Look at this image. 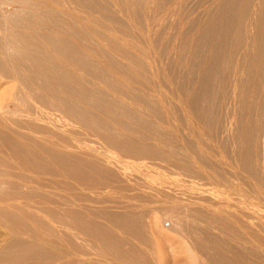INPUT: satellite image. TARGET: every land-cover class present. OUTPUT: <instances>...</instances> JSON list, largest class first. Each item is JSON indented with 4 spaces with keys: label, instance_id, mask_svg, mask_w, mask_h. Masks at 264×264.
<instances>
[{
    "label": "bare ground",
    "instance_id": "6f19581e",
    "mask_svg": "<svg viewBox=\"0 0 264 264\" xmlns=\"http://www.w3.org/2000/svg\"><path fill=\"white\" fill-rule=\"evenodd\" d=\"M187 1L190 0H0V83H12L8 90L0 92V264H81L76 242L79 233L98 242L101 255L115 264H153L147 253L146 260L141 256L145 261L141 263L140 257L135 259L136 251H110L118 241L108 232L115 226L123 232L130 227L133 236L146 243L139 232L142 224L138 219L120 216L117 221L108 212L99 211L94 214L106 224L95 217L91 219V215L87 217L90 213L85 217L78 211L79 204L74 199L77 191L73 190L107 189L115 177L109 166H104L103 162H110L101 152L88 151L82 145H127L128 154L153 155L161 161L169 157L161 153L155 156L156 150L138 145H201V130L208 115L215 113L217 94L221 100L226 97V86L232 77L244 107L251 106L249 94H254L261 105L264 0H199L198 5L189 8ZM170 18L175 25L168 23ZM137 39L142 40L143 48L136 47ZM165 39L169 43L164 47ZM151 53L157 54L156 59L162 53L174 56L160 71L154 66L157 60L149 63ZM160 57L159 62L164 58ZM100 66L103 70L98 69ZM137 90L149 92L146 95L154 99L141 97ZM168 91L173 95L164 94ZM166 97L176 103L172 101V106H167ZM174 104L182 116L179 108L178 112L173 109L175 116H170ZM196 122L201 126L194 127ZM182 124L188 126L184 127L187 132ZM237 124L245 132L250 126L245 120ZM126 127L128 130L122 132L125 135L129 131L130 135L123 138L119 129ZM196 133L200 140L194 139ZM224 218L220 220L223 224L228 222ZM202 240L197 236L194 249L207 255L211 248ZM261 244L264 241L259 240ZM263 247L253 258L244 255L245 260L242 254L244 261L238 257L240 261L233 258L235 261L226 260L224 264H264Z\"/></svg>",
    "mask_w": 264,
    "mask_h": 264
},
{
    "label": "rangeland",
    "instance_id": "374dc122",
    "mask_svg": "<svg viewBox=\"0 0 264 264\" xmlns=\"http://www.w3.org/2000/svg\"><path fill=\"white\" fill-rule=\"evenodd\" d=\"M198 3H199V0L187 1V5L190 4L188 5V8L198 5ZM7 11L12 12V9L11 10L8 9ZM168 23L175 25V22L173 21L172 18H170V20L168 19ZM171 34L173 33L171 32ZM152 39H154V41L156 40L155 37ZM134 42H136V39H134ZM167 42L169 43V41H167L166 39L163 40L162 43L164 44L163 45L164 47L168 46L166 45L168 44ZM150 43L154 45V43L152 42ZM135 45H137L136 47L141 46L143 48L142 40H140L139 43H136ZM174 45L176 46L177 42H175ZM152 54L154 53L149 54L152 60L148 56V59H150L149 63L153 61V59H155V61L157 60L158 63L155 62L157 65H154V66H157L158 68L156 67V69L158 70L160 68L163 69V70L160 69V71H164V69H166L167 65H164V64H166L168 58H172L174 56L173 54L169 55L168 53L167 54L162 53V57L164 58L158 55L156 59L154 57H156L155 55L157 54H154L153 57H152ZM159 57L160 59L161 58L163 59L162 61L163 63H160L162 59L159 62L158 60ZM152 63L154 64V62ZM153 64L151 65L153 66ZM103 68L104 69L106 68V64H105V67ZM103 68H101V66L100 68L98 67V69H102V70ZM243 75L244 74H241V76ZM232 78L230 79V82L226 86L227 88L226 93H225L226 97L221 100L220 94L219 95L217 94L218 100L216 98L215 102L217 104L215 103L216 107H214L215 113H212L213 111L210 112L212 114L208 115L207 120L205 121L206 123L205 128L201 130L200 138H203V140L201 139L202 140L201 141L200 138H198L199 134L197 133L194 136L195 140L196 138L197 140L198 139L200 140L199 142L201 143V145H198V146L197 145L195 146L194 145H190V146L189 145H143V146L138 145L139 147L141 146V148L143 149H149V150L151 149L152 151L156 150L154 151L156 154L155 156L157 155L161 156V154L162 156L166 155V158L169 157L168 158L169 161L167 160L168 162L163 161V160L161 161V159H158V158H154L153 155L152 157L147 156V155L146 157L145 156L141 157V156H135V155L133 156L131 154H128L127 152H125L126 151L125 147L127 145H122L123 149H122V146L120 147L118 146L119 148H121L119 149L117 148L116 145H102V146L100 145L102 149L100 148L99 145H96V146L95 145H82L87 150L89 148L88 151H91V152L96 151V153L101 152L102 157L105 156L106 159L110 162L109 164L106 162H103L104 166L105 167L109 166L108 168L113 171V173L115 174V177L113 176L114 180H112L113 178L110 179L112 180L111 183H110V180L106 181V184L107 182L108 184L110 183V185L108 186L111 187V184L113 185L112 188L107 187V189L106 188L105 189L104 188L88 189L86 187L84 188L81 187L80 189H74L73 190L74 192L77 191L75 192L77 194L74 195L75 196L74 199L77 200L79 204L78 206L79 208L78 207L77 208L80 210L78 211L84 212L85 217L87 216L86 214L90 213L87 217L91 215L92 216V217L90 216L91 219L95 217L96 220L101 221L102 224L103 223L106 224V221L104 219L102 220V218L98 219L96 217V215H98L99 212L101 213L108 212L107 214L109 216H114L113 218H115L117 221L120 220L119 219L120 216H127L126 217L127 219L135 218L139 220L138 222H140V224H142L139 232L146 239L145 240L146 243H143L140 240L139 236L137 235L133 236V233L130 227H128L127 229L129 230H126L125 232L121 231V229L116 226L113 227L112 231L111 230L108 231L110 235L117 238L118 241H116V243L117 244L120 243L118 246L117 244H115L114 247L111 246L110 247L111 252L118 254V253H121L122 251L127 252V250L128 252L136 251L138 253H135V255L137 254L135 256V259H138L140 257L138 260H141V263H142L144 259L150 255L149 257L151 258V261L153 260L152 261L153 264L154 263L155 264H208V261H211L210 264H220L221 262L222 264H224L226 260L231 261V259L233 260V258L236 261H240L242 254H243L242 255L243 259L246 260L247 258L249 259L250 257L251 258L255 257V254L260 252L259 251L260 247L264 246L262 244L259 245V240L264 241V233H263L264 230H262L264 229V221H263L264 215H262L264 213L263 211L264 206L262 207V205H264V198H263L264 197V175H263L264 174L263 173L264 172V148H263L264 147L263 146L264 145V124H263L264 123V118H263L264 117V101H263L264 96L262 97L263 100L261 99L260 101L261 105L260 104L258 105L257 104L258 101L257 99H255L254 94L252 95L249 94L247 96V98L250 101L249 106L251 105L256 108H253L251 106L249 108L244 107L241 101V95H238V93L240 94V92L237 90L238 91L237 93L236 91V89L238 88L237 86H235L236 85L235 79L234 78L232 79ZM247 84H249V81H247ZM231 85L232 86L234 85V86L232 87ZM0 86H1L0 92H3L4 90H8L7 87L10 88V86H12V83H10L9 81H4L0 83ZM164 87L166 86H163L162 88ZM169 88L172 89L171 87ZM164 89L166 91L169 90L168 87ZM164 89L163 91H165ZM228 89L229 90L234 89L235 91L234 90L233 91L236 96L233 94L232 90L229 91ZM219 90L220 89H218V91ZM139 91L140 90H137L136 92L138 94L141 93L139 94L141 97L150 96V95H146L147 93L149 94V92H143V91L139 92ZM171 91H168V93L165 92L164 94L167 96H170V95L172 96L173 94ZM169 92L171 93L169 94ZM230 95L234 97L231 98ZM152 97L153 96L149 98L152 99ZM166 99L167 101H165V103L167 102L166 103L167 106L168 104L169 106H172L175 99L174 101L172 100L173 103L169 99V97H166ZM169 100L171 101V105H170ZM220 101H222L221 102L222 105ZM152 102H154V100ZM236 102L238 105L236 104ZM232 104L234 105L235 108L233 107ZM175 105L176 104H174L173 106L174 108L171 107L172 109L171 112L173 111V109H175L173 112L180 111L178 112L179 114L183 113L178 107V105L176 106ZM257 105L259 106V108L257 107ZM176 108H179V110ZM215 108L216 109L218 108V109L216 110ZM251 108H252V113H250ZM173 112H172V115L170 116H175L174 115L175 113L173 114ZM258 112L260 115L258 114ZM231 113L233 115H231ZM257 115L259 116L258 119H254V117L257 118ZM183 116L185 117V115ZM143 117L146 119L148 117L149 119V116H146V117L143 116ZM224 117L225 119L227 118V120H225ZM151 119L152 118H150V120ZM173 120H174L173 117H171V122H173ZM244 120L249 122V125H250L248 126L249 128H248V131L246 130V132L245 130L244 131L240 130L242 129L241 124H237V122L242 123ZM256 123L258 127L256 126ZM110 124L111 126H114L112 125V121ZM193 124L194 123H192V126ZM182 126H183L182 127L183 130H184V127H186L185 129L188 128V126L185 124L184 125L182 124ZM198 126H201V125L199 124L197 125V122H196L194 127H198ZM238 126H240V128H238ZM126 130H128L127 127L125 128V130L122 128L121 130L119 129V131L121 132L122 131L126 132ZM119 131H118V134H119ZM123 132L120 133V135L123 134ZM241 132L245 134H242ZM237 133H239L238 136H236ZM125 135L121 137L126 138L130 134H127L126 137ZM243 135L245 136L243 139H245L246 142L245 140L243 142L241 141V136ZM249 136L251 137L256 136V138L250 137L249 139ZM236 137H237V140H236ZM207 140H210V141L207 142ZM211 140H213V142ZM217 140H221V141H217ZM250 140L254 143H252ZM88 142L91 143L92 141L88 139ZM152 142L153 141H150V143ZM229 144L232 146H230ZM107 148L108 150L110 149V151H108ZM247 150L248 152L245 153V151ZM78 151H82V150L78 149ZM238 152L248 154V157H246L247 155H245L244 157L242 156L244 154H241V153L239 154ZM253 153L254 155L252 156ZM97 154H100V153H97ZM250 154L251 156H249ZM239 155L241 156L239 157ZM247 158L249 159V161ZM170 159L173 161H171ZM200 159H202L203 161ZM239 159L240 160L242 159V160L240 161ZM245 159L247 160L243 162ZM161 162H165V163H161ZM189 163H191V165ZM239 163L240 164L242 163V165H240ZM257 164L259 165V167L257 166ZM249 167L251 168V170ZM255 177L258 178V180L255 179ZM260 178L263 180H261ZM244 182L246 183V185ZM69 183L73 184L72 181H69ZM104 185L105 184H103V186ZM261 185H262L263 190L261 188ZM72 198L70 197V199ZM240 201L241 203H238ZM251 201H254V202H251ZM257 205L261 208H259ZM254 206L257 208H255ZM86 210H88V212H86ZM251 211L252 213L250 214ZM94 212H98V214L97 213L94 214ZM217 213H220V214L217 215ZM238 214L239 216H237ZM217 216L218 217L220 216V219L217 218ZM221 217L222 219L225 217L224 219L228 222H225L223 224L220 221ZM214 219H216L218 223ZM212 220H214L215 222ZM258 224H261V226L260 225L258 226ZM72 233H75V231H72ZM79 234L80 236L78 235L79 238L78 240L76 239V242L80 247L79 256L81 259V264H115L113 261L108 259L105 255H104L105 257L102 256L103 255L102 247H100L101 245L98 246L99 244L98 242L97 244L95 240L92 241L91 239H89L88 234H84V233H79ZM200 235H202L204 239L201 238ZM197 236L199 240L203 239L202 242L204 244L207 242V245L209 247L208 249L211 248L210 249L211 251L208 250L207 255L206 254L203 255L199 253L196 249H194L195 244L193 242L196 241ZM72 237L75 238V236L73 235ZM215 244H218V245L216 246ZM217 248L218 250L220 249V252H217L218 251ZM231 249L233 251H231ZM138 254L140 255L138 256ZM145 254H146V257H144ZM214 254L216 255V257ZM236 254H238L237 258H235ZM211 255H214V256H211ZM244 255L245 256L248 255V257L244 258ZM141 256H143L142 258L144 259H142ZM238 257H240V259H238ZM243 259H241V261ZM263 262L264 260L262 259L261 263ZM240 263L243 264L242 262ZM142 264H145V263H142Z\"/></svg>",
    "mask_w": 264,
    "mask_h": 264
}]
</instances>
